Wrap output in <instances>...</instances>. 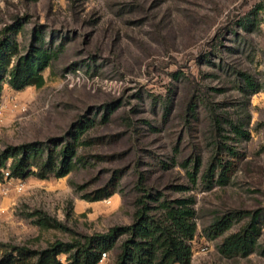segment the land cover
Returning a JSON list of instances; mask_svg holds the SVG:
<instances>
[{
	"label": "rangeland",
	"instance_id": "rangeland-1",
	"mask_svg": "<svg viewBox=\"0 0 264 264\" xmlns=\"http://www.w3.org/2000/svg\"><path fill=\"white\" fill-rule=\"evenodd\" d=\"M14 23L22 26L21 51L39 28L59 52L42 86L4 84L0 150L26 142L58 150L87 128L66 175L8 181L0 196V259L13 244L42 248L131 223L135 197L150 189L195 197L190 264H264V0H0V37ZM244 72L261 87L252 90ZM14 97L25 110L13 107ZM234 123L249 134L237 136ZM218 154L233 159V171L227 183L208 187ZM115 176L112 196L85 197ZM180 183L190 188H173ZM40 210L68 228L40 227ZM257 210L255 250L224 255V237ZM226 214L235 215L231 227L211 237V225ZM115 260L108 252L98 264Z\"/></svg>",
	"mask_w": 264,
	"mask_h": 264
},
{
	"label": "trees",
	"instance_id": "trees-1",
	"mask_svg": "<svg viewBox=\"0 0 264 264\" xmlns=\"http://www.w3.org/2000/svg\"><path fill=\"white\" fill-rule=\"evenodd\" d=\"M21 27L18 23L10 24L0 37V100L5 83L18 90L29 85L42 86L46 81L44 70L59 52V49L46 45L44 34L39 28L34 30L30 48L26 52L21 51L16 37ZM242 75L252 90L261 87V83L255 81L251 73L244 72ZM219 123L221 124V120ZM86 128L78 127L73 139L58 150L52 145L37 142L8 145L0 150V179H3L6 167L10 168L11 176L15 177L25 178L31 174L39 177L66 175L76 163L80 136ZM232 130L237 136L249 134L242 125L236 123ZM229 150L232 156L236 154L233 147ZM196 160L195 168L198 169L200 159ZM233 166V159L224 161L218 154L207 171L210 176L208 187L215 182L227 183ZM218 170L220 171L216 177ZM188 173L195 181V172L189 170ZM118 183L119 177L115 176L85 197L88 200L110 197L118 191ZM173 188L186 190L190 186L180 183L174 184ZM134 201L136 209L131 223L115 224L107 231L78 233L69 240L57 238L42 248L13 244L4 251L0 264H98L103 252H115V264H190L193 255L192 241L198 229L195 197H171L160 190L155 192L145 189ZM35 214L38 215L35 221L42 228H68L60 219L46 211H36ZM234 219V214L218 217L208 234L215 237L224 233L231 227ZM261 233L262 222L260 211L257 210L239 230L224 237L220 250L227 256L248 255L255 250ZM62 253H67L65 261L60 257Z\"/></svg>",
	"mask_w": 264,
	"mask_h": 264
},
{
	"label": "built area",
	"instance_id": "built-area-1",
	"mask_svg": "<svg viewBox=\"0 0 264 264\" xmlns=\"http://www.w3.org/2000/svg\"><path fill=\"white\" fill-rule=\"evenodd\" d=\"M12 105L14 108L25 110V106L22 105L20 100H18L15 97L12 99ZM4 116H5V109H4V106L0 104V123L3 121ZM3 172H4L3 179H0V180H5L7 184L0 181V196L5 194L8 191L9 189L8 183L11 182V180L15 178V176H11L9 167H6L3 170ZM106 254L107 252H103L102 258L100 259L99 263L105 259Z\"/></svg>",
	"mask_w": 264,
	"mask_h": 264
}]
</instances>
